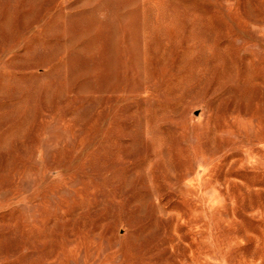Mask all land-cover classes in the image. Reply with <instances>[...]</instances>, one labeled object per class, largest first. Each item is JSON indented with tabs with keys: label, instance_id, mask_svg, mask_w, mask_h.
<instances>
[{
	"label": "rangeland",
	"instance_id": "374dc122",
	"mask_svg": "<svg viewBox=\"0 0 264 264\" xmlns=\"http://www.w3.org/2000/svg\"><path fill=\"white\" fill-rule=\"evenodd\" d=\"M0 264H264V0H0Z\"/></svg>",
	"mask_w": 264,
	"mask_h": 264
}]
</instances>
